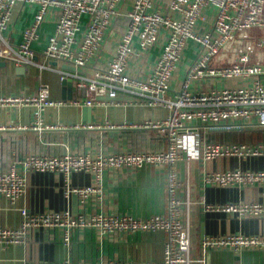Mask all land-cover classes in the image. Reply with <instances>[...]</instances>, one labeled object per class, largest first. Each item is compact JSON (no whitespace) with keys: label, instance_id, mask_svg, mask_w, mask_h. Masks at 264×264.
Returning a JSON list of instances; mask_svg holds the SVG:
<instances>
[{"label":"built area","instance_id":"built-area-1","mask_svg":"<svg viewBox=\"0 0 264 264\" xmlns=\"http://www.w3.org/2000/svg\"><path fill=\"white\" fill-rule=\"evenodd\" d=\"M123 0H0V60L15 66H35L55 71L60 80L71 78L77 96L71 99L52 98L48 84H40L34 92L1 93L0 112L16 111L28 106L36 108L31 124L19 128L34 130L61 127L45 124L39 111L60 105L94 106L98 98L115 99L119 93L135 97L142 105L167 110L164 117L145 120L133 127L155 128L167 139L161 150H121L118 152H86L66 148L60 154L32 152L17 156L6 167H0V197L15 205L25 193V171H53L69 178L73 172H89L95 184L72 191L85 197L100 191L106 170L123 168L137 170L148 166L166 171L167 207L163 213L137 217L127 213H78L65 211L31 212L19 207L18 226L0 225V246L24 242L32 228L63 230L64 242L72 233L90 228L100 234L161 231L166 234L162 258L152 261L102 260L96 262L69 259L60 261H28L25 264H206L211 250L228 249L240 253L248 249H264V236L228 233L205 236L199 245L200 253L191 254L190 213L193 204L204 212H220L238 218L264 216L263 202L207 203L203 198L193 200L189 184L181 178L180 165L191 159H250L264 157V141L218 142L208 140L205 129L232 131L259 127L264 131V63L251 61L252 41L249 31L264 28V0H132L121 12ZM36 6L31 21L21 32L17 43L4 34L15 5ZM54 25L42 51L43 60L36 59L32 44L48 12ZM125 19L124 30L115 41L114 54L103 67L81 73L78 68L96 57L102 48L103 37L113 19ZM256 44L262 40L256 38ZM239 43L237 57L226 64L212 61L221 55L229 43ZM189 43L196 55L187 65L182 79L176 78L177 63ZM160 50L149 70L136 62L155 46ZM134 63V65L132 64ZM72 65L75 71L61 68ZM136 64V65H135ZM203 79H241L243 84L194 91L190 84ZM173 81L175 86H173ZM99 125L80 122L73 128H93ZM12 127H15L12 125ZM113 127V125H110ZM0 128H6L1 125ZM204 184L219 187L264 184V169L205 170Z\"/></svg>","mask_w":264,"mask_h":264},{"label":"crops","instance_id":"crops-1","mask_svg":"<svg viewBox=\"0 0 264 264\" xmlns=\"http://www.w3.org/2000/svg\"><path fill=\"white\" fill-rule=\"evenodd\" d=\"M120 5L121 12L128 9L132 3ZM125 10H124V6ZM36 10L32 4L19 3L15 5L11 21L4 31L5 36L17 43L22 29L29 24ZM125 19L119 15L113 19L111 26L103 37L102 48L98 55L90 59L86 66L78 68L81 73L91 72L95 67H103L114 54L115 41L124 30ZM54 17L48 12L39 29L38 39L32 44L36 59L43 60L42 51L46 38L52 31ZM239 43H229L221 55L213 59L214 64H226L237 57ZM160 50L155 46L144 54L143 59L136 64H145L149 70ZM195 47L189 43L177 63L176 78L182 79L190 61L195 57ZM252 53V52H251ZM251 61H260L252 59ZM134 65V63H132ZM135 64V65H136ZM15 66L6 62L0 66L1 93L34 92L40 84H48L52 98L62 97V80L55 71L39 69L35 66H24L23 72H17ZM64 68L63 65H60ZM246 81L241 79H210L198 80L190 84L194 91L221 87L235 86ZM173 86H175L173 81ZM71 98L77 96L72 85ZM70 98V99H71ZM135 97L119 93L110 100L100 97L92 106L93 128H73L70 125L82 120V106L60 105L46 107L39 111V117L45 124H56L61 127L42 129L19 128V125L31 124L37 113L33 106L24 107L11 112H0V167L8 166L15 157L32 152L60 154L66 148L86 152H118L121 150H161L167 147V139L158 129L133 127L149 119H159L166 115L167 110L160 107L142 105ZM14 125L15 127H12ZM113 125V127H110ZM243 131L249 137L252 132L261 133L262 139L257 141H232L234 132ZM208 140L218 142H247L264 141V131L259 127H249L237 131H203ZM181 178L189 184L190 197L197 200L200 197L207 203L220 204L233 202H263L264 184L246 187H219L204 184L202 173L207 170L224 169H264V157L250 159H191L180 165ZM25 193L15 205L9 204L0 197V225L18 226L21 222L19 207H25L31 212L65 211L73 214L102 212L121 215L124 213L145 217L155 213H163L167 207L166 171L148 166L131 170L123 168L117 171L106 170L100 182V191L83 197L72 191L95 184V177L89 172H73L69 178L58 172L28 170ZM191 224V254L199 255L201 240L208 235L244 233L264 236V216L238 218L220 212H204L199 204H193L190 213ZM166 234L161 231H145L136 233L100 234L90 228L79 229L72 233L69 242L63 240V230L53 228H32L26 233L24 242L0 246V264H25L28 261H60L69 259L72 262H96L104 260L122 261H152L162 258ZM206 264H264V249H248L240 253L231 250H211L205 257ZM191 264H199L193 262Z\"/></svg>","mask_w":264,"mask_h":264},{"label":"rangeland","instance_id":"rangeland-1","mask_svg":"<svg viewBox=\"0 0 264 264\" xmlns=\"http://www.w3.org/2000/svg\"><path fill=\"white\" fill-rule=\"evenodd\" d=\"M126 4L129 3V0H126L125 2ZM126 5L124 6V10H125ZM249 37L250 39L248 40H244L242 42V44L249 42V40L252 41V59L254 60H261L264 63V28L263 29H252L249 31ZM256 38H259L262 40V44L261 45H257L256 44ZM262 135L261 133H257L256 131L252 132L251 135L246 136L244 134L243 131H238V132H234V136L232 141H257V140H261L262 139Z\"/></svg>","mask_w":264,"mask_h":264},{"label":"water","instance_id":"water-1","mask_svg":"<svg viewBox=\"0 0 264 264\" xmlns=\"http://www.w3.org/2000/svg\"><path fill=\"white\" fill-rule=\"evenodd\" d=\"M6 64L5 61L0 60V66H4ZM64 68L69 69L71 71H75V67L72 65H63ZM17 72H23L26 70V68L24 66L21 67H17L15 69ZM72 85V79L71 78H66L64 80H62V97L63 98H71V89H67V86H71ZM81 112H82V120L85 122H91L92 120V107L90 106H82L81 107ZM214 131H223L222 129H212ZM240 130L239 128H235L232 131H237Z\"/></svg>","mask_w":264,"mask_h":264}]
</instances>
